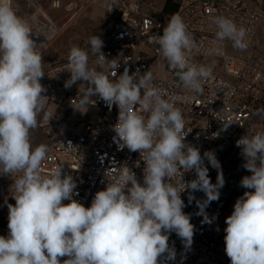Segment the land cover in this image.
<instances>
[{
  "label": "clouds",
  "instance_id": "clouds-1",
  "mask_svg": "<svg viewBox=\"0 0 264 264\" xmlns=\"http://www.w3.org/2000/svg\"><path fill=\"white\" fill-rule=\"evenodd\" d=\"M35 20V16L26 19L18 15L13 0H0V175L20 174L13 183L15 204L7 205L8 234L0 235V264L174 261L176 249L169 244L170 234L175 232L184 248L190 249L195 229L191 214L183 211L182 193L188 192L189 203L195 200L202 224H211L216 218L206 212L211 202L219 200L225 184L215 152L201 155L198 147L185 142L192 129L185 131L178 98L166 99L151 71L130 74L126 68L117 75L119 61L106 58L101 50L103 41L94 35L88 42L90 51L70 48L62 70L70 73L65 87L84 84L85 91L74 99V109L82 114L96 104L94 96L109 108L118 107L113 141L120 150L126 147L139 152L144 169L142 182L127 164L112 169L106 187L85 207L74 198L77 183L63 168L42 174V164L50 159L49 149L45 144L33 146L30 138L41 123L38 117L42 112V123L52 120L46 111V88L40 82L45 75L42 43L37 45L32 38L37 35L32 31ZM210 23L216 32L206 54H219L218 44L226 40L235 49H247L245 27L225 16H214ZM151 43L183 88L202 93L203 85L212 78V68L195 62L194 53L201 49L182 16H171L163 34L154 35ZM90 55L96 57L93 66ZM105 65L107 72L98 70ZM229 125H223L224 130ZM236 146L244 160L242 166L251 175L242 177L240 186L248 191L237 198L225 220V253L231 264H264V131L242 136ZM206 160L217 170L215 183ZM188 172H194L195 178L185 182ZM196 191L203 192L205 198L196 199Z\"/></svg>",
  "mask_w": 264,
  "mask_h": 264
},
{
  "label": "built area",
  "instance_id": "built-area-1",
  "mask_svg": "<svg viewBox=\"0 0 264 264\" xmlns=\"http://www.w3.org/2000/svg\"><path fill=\"white\" fill-rule=\"evenodd\" d=\"M106 12L113 21L101 50L108 60L119 61L117 75L126 68L130 74L137 70L140 74L151 71L155 85L164 90L165 98H178L176 104L182 110L185 131L192 129L185 142L198 147L201 155L208 150L214 151L225 180L219 200L211 202L206 208L210 217H216L211 224H202L203 217L196 214L195 200L189 203L188 192L182 193L181 198L186 205L183 211L191 214V223L195 226L193 243L190 249H185L175 232L171 233L169 244L176 249V259L167 264H231L225 253V220L231 215L237 198L248 191L240 186L242 177L251 175L242 166L244 160L236 141L244 135L264 131V54L252 47L263 14L243 0H180L173 12L162 11L155 16L144 11L141 0H109ZM177 14L183 17L200 46L201 51L194 53L195 62L212 68V78L203 85L202 93H192L183 88L175 71L170 69L151 43L154 35L163 34L168 19ZM214 16L231 18L248 30L246 50L229 52L228 45L232 42L226 40L218 44L219 54H206L215 39L216 28L210 23ZM148 49L161 63L158 71L150 67ZM67 62L68 58L43 68L45 75L40 82L46 88L44 95L48 97L46 111L54 98L76 104L74 99L85 91L79 82L70 88L65 87L70 73L62 70ZM99 69L108 71L106 65ZM93 99L96 104L89 107L92 113L87 120L50 112V124L42 123V119L39 124L50 157L42 164V174L47 175L54 168H63V172L72 175L77 183L75 191L78 195L74 198L85 207L91 205L97 191L106 187V178L112 169L127 164L141 182L144 169L139 152L129 151L126 147L120 150L113 141L115 133L112 125L117 122L118 107L113 105L109 108L97 96ZM228 124L231 125L224 130L223 125ZM205 164L211 181L215 183L217 170L207 160ZM19 175H0V235L3 236L8 234L7 205L15 204L13 183ZM194 178V172L185 173L183 177L185 182ZM193 195L199 200L205 198L201 191Z\"/></svg>",
  "mask_w": 264,
  "mask_h": 264
},
{
  "label": "rangeland",
  "instance_id": "rangeland-1",
  "mask_svg": "<svg viewBox=\"0 0 264 264\" xmlns=\"http://www.w3.org/2000/svg\"><path fill=\"white\" fill-rule=\"evenodd\" d=\"M108 1L13 0V7L18 15L26 19L36 17L32 25V31L37 35H33L32 38L37 45L42 43L41 54L43 55L44 66L58 62V59L63 57H68L72 46H79L90 51L88 42L94 35L98 36L105 45L113 21L106 12ZM141 3L144 11L151 15L161 10L172 11L176 6V0H141ZM146 51L151 59V69L158 71L161 68V63L149 49ZM228 51L234 52L239 51V49L228 45ZM94 62L95 56L90 55V66H93ZM62 100L63 98H54L48 105V111L52 114H64L75 119L87 120L91 116V108L82 114L74 109L76 104L68 102V100ZM43 115L42 112L38 117V121H41ZM30 138L33 146L47 145L40 126L31 131Z\"/></svg>",
  "mask_w": 264,
  "mask_h": 264
},
{
  "label": "crops",
  "instance_id": "crops-1",
  "mask_svg": "<svg viewBox=\"0 0 264 264\" xmlns=\"http://www.w3.org/2000/svg\"><path fill=\"white\" fill-rule=\"evenodd\" d=\"M157 1H161V0H157ZM179 1L180 0H176V6L173 8L174 10L177 8V5H178ZM243 1L246 2L247 4L251 5V6H254V7L258 8L259 10H261V12L263 14V17H262L260 26L258 28L256 37H255V39L253 41L252 47L257 52H259L261 54H264V0H243ZM174 10H172V11L161 10V11H158L157 13H153L152 15L155 16V15H157L158 13H160L162 11L173 12ZM66 58H68V57H63L62 59H58V61H61V60L66 59ZM46 66H48V64L44 65L43 68L46 67ZM79 86L81 88H85L84 84H82L81 82L79 83ZM262 119L264 121V111H263Z\"/></svg>",
  "mask_w": 264,
  "mask_h": 264
}]
</instances>
